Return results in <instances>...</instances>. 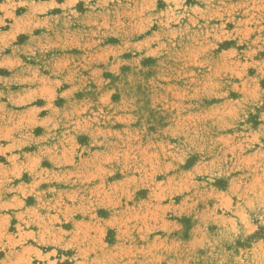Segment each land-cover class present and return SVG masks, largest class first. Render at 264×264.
<instances>
[{
	"label": "clouds",
	"instance_id": "clouds-1",
	"mask_svg": "<svg viewBox=\"0 0 264 264\" xmlns=\"http://www.w3.org/2000/svg\"><path fill=\"white\" fill-rule=\"evenodd\" d=\"M0 264H264V0H0Z\"/></svg>",
	"mask_w": 264,
	"mask_h": 264
},
{
	"label": "rangeland",
	"instance_id": "rangeland-1",
	"mask_svg": "<svg viewBox=\"0 0 264 264\" xmlns=\"http://www.w3.org/2000/svg\"><path fill=\"white\" fill-rule=\"evenodd\" d=\"M39 129L37 130V132L39 133ZM44 166H50V164H49V162H47V161H45L44 162ZM218 184H219V182H218ZM28 203L29 204H31V203H34V201H33V199L30 197L29 199H28ZM67 227V226H66Z\"/></svg>",
	"mask_w": 264,
	"mask_h": 264
}]
</instances>
